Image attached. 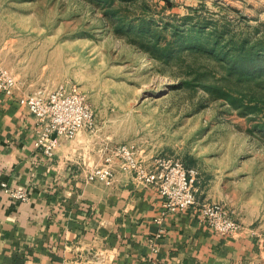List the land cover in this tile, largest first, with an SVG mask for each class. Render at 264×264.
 <instances>
[{
  "label": "rangeland",
  "instance_id": "1",
  "mask_svg": "<svg viewBox=\"0 0 264 264\" xmlns=\"http://www.w3.org/2000/svg\"><path fill=\"white\" fill-rule=\"evenodd\" d=\"M113 4L0 0V68L14 76L22 96L77 87L93 113L85 130L97 148L124 143L142 158L175 157L196 169L198 198L225 205L240 225L236 233L252 236L264 253V102L247 114L244 106L255 104L249 94L241 105L209 92V83L224 85L216 59L184 52L165 60L143 46L156 32L173 38L174 26L196 22L228 21L235 30L262 33L264 0ZM146 23L145 42L121 30Z\"/></svg>",
  "mask_w": 264,
  "mask_h": 264
},
{
  "label": "crops",
  "instance_id": "2",
  "mask_svg": "<svg viewBox=\"0 0 264 264\" xmlns=\"http://www.w3.org/2000/svg\"><path fill=\"white\" fill-rule=\"evenodd\" d=\"M20 95L0 91V264H264L252 236L216 234L198 206L166 213L119 160L111 184L89 179L109 144L97 148L85 129L60 137L48 158ZM3 183L29 198H11Z\"/></svg>",
  "mask_w": 264,
  "mask_h": 264
},
{
  "label": "built area",
  "instance_id": "3",
  "mask_svg": "<svg viewBox=\"0 0 264 264\" xmlns=\"http://www.w3.org/2000/svg\"><path fill=\"white\" fill-rule=\"evenodd\" d=\"M16 88L14 76L0 68V91L7 96H15ZM19 101L27 105L37 119L35 145L48 158L54 157L60 137L73 139L80 130L91 127L93 113L75 86L60 85L46 94L20 95ZM114 160H119L139 182L163 197L166 213L183 212L198 206L201 220L216 234L234 235L240 229L225 205L199 200L195 185L197 171L179 158L157 156L145 159L128 144L108 146L105 165L95 167L89 173V179H100L111 184L115 177L112 167ZM2 185L4 192L13 199L23 201L29 198L24 188H13L7 183Z\"/></svg>",
  "mask_w": 264,
  "mask_h": 264
},
{
  "label": "trees",
  "instance_id": "4",
  "mask_svg": "<svg viewBox=\"0 0 264 264\" xmlns=\"http://www.w3.org/2000/svg\"><path fill=\"white\" fill-rule=\"evenodd\" d=\"M114 1L106 0L111 7L114 6ZM186 23L190 24L191 21ZM209 26L208 22L193 23L188 29L176 25L172 29L173 38L166 37L161 31L156 32L153 34L155 38L149 39L148 44L143 43V46L155 52V57L165 60L178 59L182 57L181 54L187 52L188 56L201 55L221 62L224 69L223 88L216 84L212 85L208 79L204 82L210 85L206 83L205 86L212 94L219 92L218 96L225 97L234 104L237 101L241 105L244 104L245 93L249 94L252 98L250 101H255V104L245 105L243 112L250 114L256 110L259 103L264 102V31L260 33L256 28L252 31L247 29L238 31L231 27L228 21ZM121 30L134 31L140 38L136 40L145 42V37L149 36L146 33L150 32L151 28L146 23L138 27L123 25ZM226 88L235 90L239 96L234 98L235 95L231 96V91Z\"/></svg>",
  "mask_w": 264,
  "mask_h": 264
}]
</instances>
